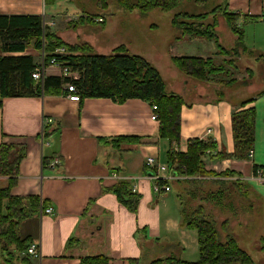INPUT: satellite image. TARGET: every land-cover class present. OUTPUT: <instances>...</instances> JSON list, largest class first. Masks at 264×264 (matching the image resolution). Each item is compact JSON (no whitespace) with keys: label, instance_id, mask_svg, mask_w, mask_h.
<instances>
[{"label":"crops","instance_id":"0c3cea01","mask_svg":"<svg viewBox=\"0 0 264 264\" xmlns=\"http://www.w3.org/2000/svg\"><path fill=\"white\" fill-rule=\"evenodd\" d=\"M227 11L238 18L235 25L242 32L246 51L238 67L227 68L237 75V81L223 86V96H219L213 83L195 81L174 69V79L169 81L171 92L188 105L181 109L179 146L159 138V125L150 120L151 105L142 100L118 104L110 99L89 98L76 103L69 100L68 93L43 92L2 100L0 145L25 149L11 194L36 196L52 208L50 215H44L40 207L18 229L22 239L37 245L36 264H79L85 256L100 254L109 259V264H148L167 257L197 262V231L181 224L173 188L159 194L156 171L146 165L149 158L165 165L166 154L171 150L185 152L188 140L211 139L217 148L202 157L205 169L239 175L225 181L236 182L241 197L255 199L264 206V185L258 183L252 170L254 166L264 168V94L246 107L255 110L253 159L233 157L231 128V115L241 109V103L264 92V0H228ZM0 17H39L43 33L47 29L69 45L87 43L98 55H109L119 47L105 48L85 35V26L104 25L105 20L99 16L91 24H82L80 18L85 15L79 0H0ZM217 30L219 44L223 47L224 36L220 33L226 32L229 37L224 46H233L234 36L222 20ZM175 43L178 56L213 58L214 62L222 58L214 41L185 36ZM2 44L0 41V57H29L34 67L45 63L42 51L31 41H23L19 51L3 52ZM240 61H246L245 69ZM47 77L62 75L58 68L48 67L43 80ZM161 77L166 87V79ZM220 79L229 80L225 76ZM119 137H138L140 141L116 148L112 142ZM220 152L229 156L219 160L216 155ZM55 159L59 164L52 168L49 165ZM119 181H128L141 196L136 215L109 192ZM5 184L6 178H0V185ZM237 186L231 196L236 194ZM238 213L240 222L231 226L247 228L253 213Z\"/></svg>","mask_w":264,"mask_h":264},{"label":"trees","instance_id":"16d2710c","mask_svg":"<svg viewBox=\"0 0 264 264\" xmlns=\"http://www.w3.org/2000/svg\"><path fill=\"white\" fill-rule=\"evenodd\" d=\"M56 0H45L53 3ZM103 11L109 8V2L126 12L137 11L140 15H147L159 10L164 13L173 12L171 24L180 32L176 40L187 35L214 41L221 56L238 58L245 54L242 44V32L235 25L238 18L227 11L228 0H222L215 5L214 0H99ZM192 5H190V4ZM192 7L196 9H192ZM186 8V9H184ZM197 10L199 12H197ZM80 18L82 24H91L100 18L99 14ZM220 20L230 29L235 42L227 48L219 44L217 28ZM1 50L19 51L23 48V41H31L37 50H43L44 62L47 65L52 59L65 63L71 71H79L78 79L63 77H47L42 85L32 79L31 74L36 67L29 57H0V106L4 98L37 96L40 92L46 95L67 94L63 90L66 83L72 84L81 101L84 99H110L122 104L127 100H142L157 107L159 119L158 136L169 144L179 146L181 109L185 100L174 93H166L165 83L156 68L143 58L127 54L123 47H118L112 54L98 55L93 53L88 45H68L61 39L41 28L39 17H0ZM64 49L63 53L56 52ZM231 49V53L229 50ZM239 53H238V50ZM225 61L215 66L213 59H203L190 56H172L170 62L177 71L184 76L204 83L216 85L214 92L223 96V85L232 84L235 80L223 81L221 76L230 78L225 66L236 68L234 61ZM250 70H247L248 77ZM210 76L211 78L210 80ZM217 79V80H216ZM37 82V83H36ZM264 92L244 101L240 110L231 115L232 139L234 144L233 157L248 159V153L255 142V110L253 104ZM80 101V102H81ZM138 137L115 138L112 145L119 148L121 144L138 143ZM216 144L208 139L188 140L185 152L169 151L166 154V165L169 172L179 180L174 188V197L178 203L181 224L186 228L196 230L198 235L199 259L194 263L183 262L176 257L156 259L148 264H251L249 256L236 245L231 236L223 241L220 238L216 218L209 216L213 209L222 210L225 201L231 197V187L236 182L214 181V188L206 189L202 178H233L239 176L226 170L221 173L205 169L202 157L216 150ZM25 156V149L13 144L0 145V178H6L5 186L0 185V264H36L34 258L27 253L31 244L30 239H22L18 234L21 224L35 215L41 208H47V203L40 202L36 196L16 197L11 194L16 184L18 169ZM225 152L216 155L219 160L228 157ZM253 174L262 167H252ZM182 178V179H181ZM158 193L164 192V186L173 187L174 181L156 179ZM242 185V184H241ZM118 203L129 213L136 215L141 196L134 192L128 181H119L109 188ZM214 206V207H212ZM223 225V224H222ZM221 225V226H222ZM264 245V235L260 240ZM79 264H109L104 255H89L80 259Z\"/></svg>","mask_w":264,"mask_h":264},{"label":"rangeland","instance_id":"374dc122","mask_svg":"<svg viewBox=\"0 0 264 264\" xmlns=\"http://www.w3.org/2000/svg\"><path fill=\"white\" fill-rule=\"evenodd\" d=\"M214 1H216L215 2L216 5L220 3L222 0H214ZM79 2L81 4V12L83 13L86 12L85 14H87V16L99 14L101 18L105 20L104 25H94V27L85 26L86 28L83 30L86 33L85 35H89L92 40H95L97 44H100L105 48L117 45L119 47H123L127 51V54L136 55L143 58L154 68H156L163 77H165L166 88H167L166 92L172 93L171 84L169 83V81L174 79V75H175L174 72L176 69L173 68L170 62V58L172 56L179 55V51L176 49L175 41L176 38L180 35V32L176 30L171 24L172 17L174 15L173 12L175 11L164 13L159 10H156L153 11L152 13L143 16L140 15L137 11H133V12L123 11L119 9L114 2H109V8L105 11H103V9L101 8L102 4L99 0H91V1L79 0ZM94 2H95V8L93 6ZM89 6L90 8L88 9ZM193 8L194 7H192V9ZM197 12L199 11L197 10ZM225 33L224 32L220 33V36L221 35L224 36V45L229 37ZM187 36H191V35H187ZM74 45L89 46V44L83 42ZM224 45L223 47L227 48ZM230 51L231 49L229 50V53H231ZM239 51L240 50H238V53ZM221 57H222L221 60L219 58H215V62H214L215 66L224 65L223 63L225 61H229V60L233 61V59H236L234 61L235 64L233 65L238 67L239 66L238 60L242 58V56L240 57V55L238 58H234L232 56H225V57L221 56ZM240 63L243 68L247 65L246 61L245 62L240 61ZM54 68H58V67H54ZM225 68L226 69L228 68L227 65L225 66ZM58 69L61 73L60 68ZM68 69L70 71V76L72 78L75 79L79 78V74H78L79 71L76 70L73 72L69 67ZM229 75L230 78L228 81L233 79L237 81V75L231 73ZM221 77H219V79ZM209 78H213V77L210 76ZM212 87L214 89H217L216 85H212ZM51 164L53 166L51 165L49 166L52 168L57 166L59 164L58 159H55L53 162H51ZM226 179L227 178L212 179L209 177L205 179L202 178V181H204L205 183L204 186L207 185L206 189H210V188L212 189L215 187V185L209 182L224 181ZM176 181H182V180L177 179L174 181L175 185L172 187L173 190L175 187L178 188L177 187L178 185H176ZM228 182H231V180H228ZM258 183L261 184L260 182ZM230 189L233 190V187H231ZM179 190L180 192L182 191V186H180ZM237 191H239L238 186L236 189V194L224 200V202L230 201V204H225V207L222 210L215 207V209H213L212 214H210L209 216L212 218V220L216 218L215 220L219 227V234L221 240L225 241L228 235L231 236L235 240L236 245L239 247V249H241L249 256L251 264H264V251L260 253V249H262L260 240L264 235V208H263L264 206L261 205L259 202H255V199L241 197L242 195ZM249 205H251V207H249ZM252 207L253 210H251ZM238 211L253 213L254 215L253 219L248 222L249 226L247 228H246L247 225H235L233 227L231 226L236 222H237L236 224L240 222V215Z\"/></svg>","mask_w":264,"mask_h":264},{"label":"built area","instance_id":"2783aa9c","mask_svg":"<svg viewBox=\"0 0 264 264\" xmlns=\"http://www.w3.org/2000/svg\"><path fill=\"white\" fill-rule=\"evenodd\" d=\"M98 22H102L101 19L97 20ZM42 54H43V50ZM65 50L64 49H58L56 52L59 53H63ZM65 63H60L58 61H56L55 59H52L47 65L44 63V65H42L41 67H36L34 69V71L31 74L32 79L39 81L40 83L43 82V76H44V72L46 70V68L48 67H58L61 70V75L63 78H67V79H75L72 78L70 76V71L68 69V67L65 66ZM65 88L66 91L69 94V100L72 102H76L79 103L81 101L79 95L77 94V90L76 88L70 84V83H66L65 84ZM151 109V115H150V120L159 124V119H158V114H157V107L155 105H151L150 106ZM253 150H250L248 153V159L251 160L253 157ZM146 165L150 166L151 168H154L156 171V176L157 179H162L164 181H175L177 179H180V177L178 178L177 176H175L173 173L169 172L167 165H162L160 163H156L153 159L149 158L146 161ZM53 166V165H51ZM255 178L264 185V170H258L257 174L254 175ZM164 190V192H169L170 188L169 186H164L162 188ZM52 213V208L51 207H47L45 209H43V214L44 215H50ZM27 253L28 255H30L32 258L34 259H39V251L37 248V245L35 244H31L28 249H27Z\"/></svg>","mask_w":264,"mask_h":264}]
</instances>
